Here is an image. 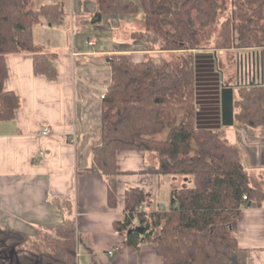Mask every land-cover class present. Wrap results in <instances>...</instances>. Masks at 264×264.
Instances as JSON below:
<instances>
[{
    "label": "trees",
    "instance_id": "16d2710c",
    "mask_svg": "<svg viewBox=\"0 0 264 264\" xmlns=\"http://www.w3.org/2000/svg\"><path fill=\"white\" fill-rule=\"evenodd\" d=\"M227 1L96 0L92 15V23L99 24L106 16L144 14L145 30L131 34L144 46L106 56L111 83L102 99L101 142L93 147L91 172L104 177L111 208L119 204V179L127 174L118 160L121 152L152 155V172L174 181L168 205L151 210L146 209L151 193L127 187L125 218L114 222L124 245L140 251L153 244L163 264H246L239 223L245 208L264 207V190L252 184L240 147L224 129L196 124L193 55H149L203 50L205 30L230 6L215 48H264V0H229L230 6ZM31 2L0 0V122L13 120L21 107L18 94L5 88L7 56L28 53L35 75L50 81L59 76L57 54L34 42L33 29L43 19L60 24L66 12L60 4L34 9ZM133 50L142 51L143 60L133 59ZM236 93L235 120L264 126V84L241 85ZM53 203L64 213L71 207L70 201ZM135 217L140 226L133 224ZM79 240L69 217L34 233L0 226V264H78Z\"/></svg>",
    "mask_w": 264,
    "mask_h": 264
},
{
    "label": "crops",
    "instance_id": "0c3cea01",
    "mask_svg": "<svg viewBox=\"0 0 264 264\" xmlns=\"http://www.w3.org/2000/svg\"><path fill=\"white\" fill-rule=\"evenodd\" d=\"M65 18L60 24L41 22L33 29L34 42L57 54L59 76L55 81L34 74L32 55L7 56L9 77L5 88L18 94L21 107L13 120L0 122V224L30 232L38 226L55 227L69 217L74 219L80 239L78 264L82 256L84 264H163L153 244L143 245L140 251L124 245L114 222L125 218L123 195L127 187L151 193L152 203L146 206L151 210L168 205L174 181L159 179L152 172V155L121 152L118 160L127 174L119 179V204L111 208L104 177L91 172L92 150L101 142L102 99L111 83L106 56L130 47L94 49L99 45L98 39L79 37L76 43L73 34L71 43L66 40L64 47L60 38L63 32L56 31L54 25L62 27ZM135 20L143 21L144 14L125 19ZM235 50L236 84L229 85L236 89L239 82L264 84V48ZM213 51L216 57L222 54L220 50ZM130 53L135 60L143 56L140 50ZM211 62L207 63L209 67ZM251 66L254 70L247 74V67ZM255 66L260 72L255 73ZM199 97L195 94L196 124L224 129L229 141L240 147L244 165L247 160L264 172V126L251 127L235 120L233 126L225 127L222 110L216 118L201 119ZM213 103L221 105V97L218 102L213 99ZM44 127L51 128L49 136H41ZM72 136L77 138L74 143ZM55 199L70 201V210L64 213L58 209ZM238 243L248 250L246 264H264V207L244 209Z\"/></svg>",
    "mask_w": 264,
    "mask_h": 264
},
{
    "label": "rangeland",
    "instance_id": "374dc122",
    "mask_svg": "<svg viewBox=\"0 0 264 264\" xmlns=\"http://www.w3.org/2000/svg\"><path fill=\"white\" fill-rule=\"evenodd\" d=\"M46 4H60L65 12L66 18L62 27L59 25H54L56 31H61L60 36L61 40L64 42L63 46H67V41L71 43L73 35L75 36L76 43L78 42L79 37L87 39L88 37H95L99 41V45L95 46L94 49H118L121 47H140L144 46V42L136 41L131 38L132 32L136 31L138 33L145 30V24L143 21H133L128 22L125 19L134 18L128 15L121 16H106L104 17L102 23L97 26V24L92 25V15L97 10L96 0H32L30 7L38 9L42 5ZM227 5L230 6V1H227ZM231 9V6H230ZM230 9L226 13L219 17V20L213 26L205 30V37L203 34L202 41L199 45L203 50L197 51L193 56V64L195 70V94L201 99V108L202 113L200 118L204 116H212L216 118V115L221 114V105L213 103V99L217 102L219 97H221V85H235V77L237 74V60L235 48L228 50L216 49V42L219 40V35L221 31V24L224 17L229 16ZM73 21V22H72ZM43 24H46L47 21L42 20ZM73 24V25H72ZM73 34V35H72ZM67 43V44H66ZM146 46H150L149 44ZM246 49V48H245ZM213 50H220L222 54H219L218 57L215 56ZM192 51V52H194ZM182 54H191L181 51L180 53H171L166 51L153 50L149 52L150 56H165L167 58H173ZM136 60H143V56L140 55L136 57ZM212 60L210 66L207 64L208 61ZM235 89V98L237 97V90ZM199 91V93H198ZM204 99V100H202ZM198 106L195 103V111L197 114ZM200 127H207L204 124H201ZM161 137L166 136V131L161 133ZM245 165L250 173L252 184L262 190H264V172L259 171L258 169L251 166L247 160ZM150 164H155L154 159H151ZM1 227H7L5 224H0ZM9 228V227H8ZM35 229H32L30 232L34 233ZM82 252V250L80 249ZM81 257V256H80ZM79 264H84L85 258L83 256L79 259Z\"/></svg>",
    "mask_w": 264,
    "mask_h": 264
},
{
    "label": "water",
    "instance_id": "95a60500",
    "mask_svg": "<svg viewBox=\"0 0 264 264\" xmlns=\"http://www.w3.org/2000/svg\"><path fill=\"white\" fill-rule=\"evenodd\" d=\"M254 69L247 67V74L252 73ZM260 72V68L258 69L255 66V73ZM261 83V81H260ZM259 82L252 81L249 82L248 85H260ZM244 85L242 83H238V86ZM234 99H235V87L230 85H223L221 90V108H222V124L225 127L233 126L235 122V112H234ZM249 206L251 203L248 204Z\"/></svg>",
    "mask_w": 264,
    "mask_h": 264
},
{
    "label": "built area",
    "instance_id": "2783aa9c",
    "mask_svg": "<svg viewBox=\"0 0 264 264\" xmlns=\"http://www.w3.org/2000/svg\"><path fill=\"white\" fill-rule=\"evenodd\" d=\"M90 44H93V41H91ZM51 133H52V131H51V128L50 127H44L41 130V136H44V137L49 136ZM76 139H77L76 136H72L73 143L75 142ZM41 155H43V152H41ZM246 198L247 197H245V199ZM133 224L134 225H137V226H140L141 225L138 217H135L134 218ZM116 233L119 234L117 231H116Z\"/></svg>",
    "mask_w": 264,
    "mask_h": 264
}]
</instances>
